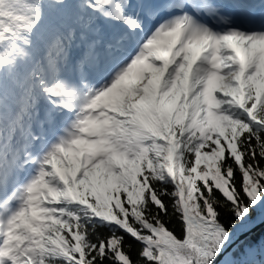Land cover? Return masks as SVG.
<instances>
[{"label": "snow or ice", "instance_id": "snow-or-ice-1", "mask_svg": "<svg viewBox=\"0 0 264 264\" xmlns=\"http://www.w3.org/2000/svg\"><path fill=\"white\" fill-rule=\"evenodd\" d=\"M0 264H264V0H0Z\"/></svg>", "mask_w": 264, "mask_h": 264}, {"label": "trees", "instance_id": "trees-1", "mask_svg": "<svg viewBox=\"0 0 264 264\" xmlns=\"http://www.w3.org/2000/svg\"><path fill=\"white\" fill-rule=\"evenodd\" d=\"M177 232H179V229H177Z\"/></svg>", "mask_w": 264, "mask_h": 264}]
</instances>
